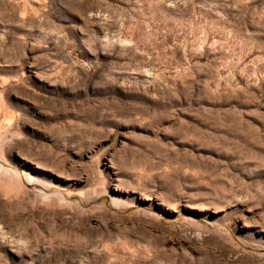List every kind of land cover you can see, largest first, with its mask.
Segmentation results:
<instances>
[{"label": "rangeland", "instance_id": "obj_1", "mask_svg": "<svg viewBox=\"0 0 264 264\" xmlns=\"http://www.w3.org/2000/svg\"><path fill=\"white\" fill-rule=\"evenodd\" d=\"M0 264H264V0H0Z\"/></svg>", "mask_w": 264, "mask_h": 264}]
</instances>
